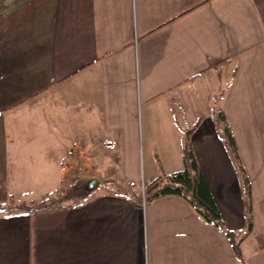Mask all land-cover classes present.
<instances>
[{
    "label": "crops",
    "instance_id": "crops-1",
    "mask_svg": "<svg viewBox=\"0 0 264 264\" xmlns=\"http://www.w3.org/2000/svg\"><path fill=\"white\" fill-rule=\"evenodd\" d=\"M99 133L119 154V187L8 209L78 188L68 140ZM187 137L246 263L264 264V0H0V264H243L184 197L129 196L184 167Z\"/></svg>",
    "mask_w": 264,
    "mask_h": 264
},
{
    "label": "trees",
    "instance_id": "trees-1",
    "mask_svg": "<svg viewBox=\"0 0 264 264\" xmlns=\"http://www.w3.org/2000/svg\"><path fill=\"white\" fill-rule=\"evenodd\" d=\"M217 120L222 126L223 136L226 141L231 158L239 172L242 181L243 193L245 195L248 210L252 211L253 206V189L250 177L247 173L246 167L242 161L235 137L227 122L225 114L220 111L217 114ZM184 167L181 170L162 174L146 182L143 188L129 192V196L135 203L151 204L154 200L166 195H180L184 197L195 209L197 214L205 222L219 227L231 239L237 257L243 264H247L240 242L236 241V233L230 231L225 227L221 212L213 196V193L208 185V182L203 174L199 163L197 162L190 138L187 137L183 146ZM110 182V180H107ZM91 192V191H90ZM78 194L77 188H73L66 194L60 195L55 200L42 202H28L16 207L8 208L13 213L24 212H45L63 206V202H68L76 197ZM88 196L85 195L84 198ZM252 228L249 222V231Z\"/></svg>",
    "mask_w": 264,
    "mask_h": 264
},
{
    "label": "rangeland",
    "instance_id": "rangeland-1",
    "mask_svg": "<svg viewBox=\"0 0 264 264\" xmlns=\"http://www.w3.org/2000/svg\"><path fill=\"white\" fill-rule=\"evenodd\" d=\"M217 98H221V92L216 93ZM66 130L70 133L74 128L73 122L66 121ZM94 137V136H93ZM67 150H75V152L67 158V163L65 165L67 171L71 173V177H78L77 188L78 194L80 196L68 201V203H77L84 200V196L88 195L92 188L97 186H102L104 184V179L110 180L117 187L118 181L114 180L116 177L121 176V162L119 160V154L117 150L110 144L109 138L105 136L104 133H99L95 136L91 142L86 141L80 142L72 146V142L68 140ZM117 149V148H116ZM80 155H82L80 157ZM71 162L72 165L69 163ZM150 181V180H149ZM148 181V182H149ZM108 184H106L107 186ZM131 186L130 183H126V186ZM60 195L56 197L45 198L42 201L55 200ZM67 203V202H63ZM264 242V239H263Z\"/></svg>",
    "mask_w": 264,
    "mask_h": 264
}]
</instances>
